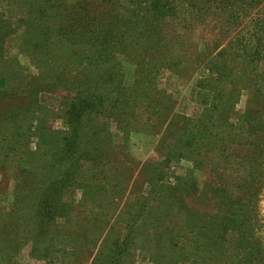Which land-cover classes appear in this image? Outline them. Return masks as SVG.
Here are the masks:
<instances>
[{
  "label": "trees",
  "instance_id": "trees-1",
  "mask_svg": "<svg viewBox=\"0 0 264 264\" xmlns=\"http://www.w3.org/2000/svg\"><path fill=\"white\" fill-rule=\"evenodd\" d=\"M4 1L22 13L28 11V16L33 12V21L27 22L31 30L25 29L23 38L31 54H42L46 58L42 61L54 62L49 78L51 89L56 88L52 92L62 89L75 94L58 111L66 129L49 128L50 117L56 114L45 107V111L39 109L42 116L37 123L6 139L7 143L18 141L24 150L11 156L15 147L10 145L2 154L7 159H25L15 168L16 191L9 215L18 216L17 221L30 219L33 230L23 237L22 230L16 232L19 240L0 238L1 255H14L15 249L28 246L32 257L51 262L52 254L61 249L78 254L91 242L86 236L95 235L107 222L101 213L104 202L98 203L104 196L105 201L111 198L105 192L106 175L122 179L123 170L116 163L129 151L131 139L153 130L160 133L165 124L170 128L171 120L179 117L171 93L161 85L162 77L167 73L180 76L190 63L201 64L193 32L220 20L221 25L209 31L219 29L225 40L234 34L228 42L235 47L234 62H240L237 67L255 66V71L246 76L224 61L215 63L226 50L212 61L221 44L212 46L204 60L209 78L199 80L194 92L197 103L204 107L201 119L195 123L182 118L186 124L167 150L161 148L167 142L164 131L156 151L160 162L142 169L150 185L149 196L142 201L148 214L153 213L151 209L157 214L158 203L168 198V212L160 216L178 219L167 225L157 218L161 226L164 223L157 244L161 252L168 250L169 258L161 255L167 264H178L179 257L186 255L199 259H183L190 264H264L263 244L255 229L258 198L264 189V89L252 88L249 98L256 109L248 108L242 114L235 111L253 76L255 85H264V72L259 70L264 63V0H134L128 6L124 0ZM125 65L134 73L128 86L124 84ZM226 78L233 87L230 92L217 87ZM6 82L2 78L0 88H6ZM30 94L37 97L40 89ZM139 107H144L147 123L139 119ZM32 136L36 140L29 149ZM204 149L214 153L205 160L215 172L228 160L232 174L219 172L205 184L211 206L189 207L185 203L188 181L180 177L168 181L167 169L178 158H185L183 153L191 159ZM199 161L191 160L194 169L201 168ZM74 189L82 192L84 211L73 207L69 192ZM113 192L117 195L118 187ZM204 195L200 193L198 198ZM155 199L159 200L156 205L148 203ZM18 203L24 207L15 209ZM138 206L137 211L142 212L141 204ZM6 214L0 211V216ZM127 239L116 241L111 257L101 263L118 264Z\"/></svg>",
  "mask_w": 264,
  "mask_h": 264
},
{
  "label": "rangeland",
  "instance_id": "rangeland-1",
  "mask_svg": "<svg viewBox=\"0 0 264 264\" xmlns=\"http://www.w3.org/2000/svg\"><path fill=\"white\" fill-rule=\"evenodd\" d=\"M71 3L77 0H69ZM134 0H124L126 6L131 5ZM23 11L18 10L16 7L9 6L6 1L0 0V80L6 78V88H0V211L7 212V214L0 219L1 235L0 238L8 237L11 240H19L20 233L23 237L26 232L33 230V221L30 219H25L23 221H17L18 216L10 214V209L14 204V193L16 191L15 185V168L18 166V161L22 164L25 159H14L10 157L7 159L3 155V149L12 145L15 147L13 151H10L11 156H15L17 153H22L24 148L19 147V143H7L6 139L14 137L13 135L18 129L23 133L25 132L27 126L35 122L37 123V118L41 117L42 114L38 111L42 108L53 109L56 115L50 117L49 128L51 130H64L66 126L64 120L58 115V111L61 110V105L73 98L75 93L71 91H54L56 88L51 89L49 83V78L51 72V66L54 62L48 61V65L45 61H42L45 57L42 54H31L28 50V46L25 45L23 38L24 30H31L28 28L27 22L30 25V20H32L33 12L28 16V11L22 13ZM26 22L22 19L27 18ZM24 23V24H23ZM214 25L196 27L193 32L192 42L194 43V49L196 53H201L202 63H190L188 65V70L183 71V74L177 76L174 73H167L161 79V85L163 88L168 90L172 99L175 103L174 112L177 116L171 120L170 128L168 123L163 126V130L160 133L156 131H150L146 135H136L131 139L130 148L127 154L125 153L119 157L116 166L123 170L122 179L116 180L113 176H108L106 180V195H111L108 200L105 201V196L102 198L104 202V209L101 213L104 214L107 220L104 224V228L101 231L91 236H86L91 241L84 249L78 254H71L72 250L61 249L58 252L52 254V259L54 261L47 259H39V257L31 256V247H25L21 250L15 249L16 253L14 255H1L0 252V264H102L108 257H111L112 250L115 249L114 243L120 241L121 243L126 241L125 251L122 255L118 254L117 261L118 264H167L164 260L165 257L169 258V252H161L159 245L157 244V236L159 233L164 231L163 226L159 224L157 218L161 217L160 214H166L168 211L166 209V200L163 201L151 200L150 204L156 205L157 214L154 209H151L153 213L148 214L147 206L142 201V198L149 196L150 185L144 178V173L142 169L145 165H152L160 162V158L157 155V149L159 150V145L163 137L167 138L164 150H167L174 142V138L177 136L178 130L183 124H186L182 118L186 121L197 122L201 119L204 107L197 103V97L195 87L199 80H205L208 77L207 69L205 68L206 58L211 51L213 45L221 44L217 52L212 54L211 60L216 57L217 53L222 49L226 50V54L220 58L218 57L215 63L221 65L222 61L226 63L228 68L242 72L247 76L251 75L255 71V66H238L240 62H234L236 56L232 51L235 47L231 44L228 46V42L233 38L234 34H231L227 39L221 37L219 29L215 31H209L211 28H216L221 25L220 20H213ZM202 29H207L203 31ZM237 32V31H235ZM46 59V58H44ZM195 61L196 58H193ZM57 61V60H56ZM204 61V62H203ZM46 64V66H45ZM57 65H61L57 61ZM125 78L124 84L126 86L130 85L133 80V70L125 65ZM259 70L264 72V63L261 64ZM249 73V74H248ZM228 75V74H227ZM255 76L252 77V84L250 89L243 91L238 99L235 107V111L238 114H242L246 109L252 108L256 109L255 103L252 104L251 96L252 88L264 89V85H255ZM229 79H223L217 84L218 89H225L227 92L232 90V86L229 85ZM242 86V85H241ZM240 86V88H242ZM249 87V85L247 84ZM40 89V94L36 97L35 94H30V92ZM49 90V91H47ZM52 92V93H51ZM42 96V97H40ZM250 99V101H249ZM137 114L139 119L143 123H147L148 115L144 110V107H139L137 109ZM193 119V120H192ZM188 124V122H187ZM31 135V134H30ZM35 137L32 136L29 143V149L34 148ZM209 150L204 149L201 154L196 152L192 155L190 159L189 154L183 153L185 158H178L179 162H173L168 170L167 180L173 182L175 178L180 177L188 181V192H185L186 199L185 203L189 207L200 208L203 204L211 206L213 200H210L209 193L205 190V184L208 183L216 174L219 172L229 175L232 174L231 167L228 166L230 163L228 160H223L224 163L221 164L220 170L215 172L210 163L205 159L207 155H212L214 153H209ZM6 158V159H5ZM7 160V162H4ZM192 161L200 162V169H194V164ZM123 180V181H122ZM118 187V193L115 195L113 188ZM205 191V192H204ZM200 193L205 195L198 198ZM71 201L73 202V207L75 209L84 211L81 207L80 199L82 197V192L80 190H71L69 192ZM178 195V193H177ZM206 197V198H205ZM209 199V200H208ZM198 202L201 203L198 204ZM138 203L142 206V212L139 210ZM135 204V205H134ZM24 207V204H17L14 206L15 209H20ZM30 208V207H29ZM93 211V210H92ZM96 214V212H94ZM88 216V211L86 212ZM175 215L177 214H170ZM163 218L167 225L172 222L176 224L178 222L177 218L171 220V218ZM20 225V226H19ZM256 236L260 237L259 241L263 244L264 248V189L258 198L257 203V223L255 224ZM20 230H22L20 232ZM16 232H20L17 233ZM27 236V242L30 241ZM16 245V244H11ZM83 248V247H82ZM80 249V248H79ZM161 255L165 257H161ZM105 258V259H104ZM192 260L191 262H199V259L192 255H186V257H179L178 264H190L183 259ZM104 260V261H103ZM159 260V261H158ZM196 260V261H193ZM103 261V262H102ZM102 262V263H101ZM212 262H209L211 264ZM202 264V263H199Z\"/></svg>",
  "mask_w": 264,
  "mask_h": 264
}]
</instances>
